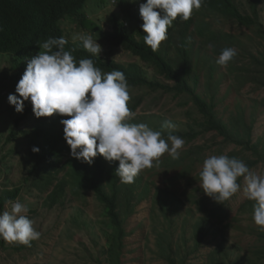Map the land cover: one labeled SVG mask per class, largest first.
<instances>
[{
	"label": "rangeland",
	"instance_id": "rangeland-1",
	"mask_svg": "<svg viewBox=\"0 0 264 264\" xmlns=\"http://www.w3.org/2000/svg\"><path fill=\"white\" fill-rule=\"evenodd\" d=\"M235 4L240 14L252 15L250 0H235ZM256 5L257 15L264 29V0L261 5ZM84 12L90 20L100 26L101 30L109 29L111 15L120 17L119 20L122 22L121 13L112 0H88L84 5ZM214 15L216 14L205 9H194L192 18L195 24L200 22L208 24L212 34L230 36L237 55L227 66L218 65L216 58L220 53H215L212 43L203 44L204 39L196 33V26L192 23L188 31L191 45L189 52L193 68L198 74L197 91L199 94L207 91L214 94L213 100L216 103L214 109L224 121L228 120L231 114L241 113L244 124L248 126L252 143H259L260 149L264 148V87L257 88L249 82L253 76L249 74H255L249 71L254 68L250 62H246L244 67L248 69L247 71L236 70L240 67L238 65L240 60H250L251 56L264 63V42L257 37L255 29L241 27L231 19ZM131 16L134 21H124L127 23L124 28L128 33L137 28L138 23L135 20L139 18L140 27L143 23L139 14L133 12ZM61 28L66 39L71 42L79 41L73 40V37L79 34H91L101 45L102 51L98 56L104 60L109 59L126 66L138 64L149 79L156 76L151 66L145 65L121 48L109 46L90 31L79 30L73 22L65 20L61 23ZM169 34L178 36V32ZM170 53L174 56L176 54L174 50ZM12 61L13 57L0 54V75L5 77L16 72V70L11 71ZM231 63L234 64L233 67ZM211 64L214 65L212 71L209 69ZM238 76L243 79L236 81ZM156 78L162 79L158 75ZM246 80L248 82H245ZM8 82L9 79L6 78L4 86L0 89V194L3 191L19 189L15 201L19 200L27 206L28 212L25 215L41 236L38 240L32 241L30 247L0 239V264H111L107 259L109 243L106 236L113 235L114 232L107 227L105 212L94 198L92 191L74 197L71 195V189L67 188L63 200L49 207L46 203L56 183L47 189L33 187L34 176L31 172L35 161L30 156L33 139L29 137L32 135L28 130L33 127L34 121L30 118L21 120L22 112L17 113L14 106L8 103L9 94H15L14 82L10 81L9 85ZM136 94L143 98L142 105L132 117L136 124L146 123L153 130L160 131L162 123L171 120L176 125L172 133H180L188 131L187 124L192 123L193 119L200 120L187 96L175 98L172 94L151 92L147 89L136 90ZM18 118L20 121L16 124ZM12 130L18 133L7 142ZM23 131H28L30 135L27 137ZM164 134H167V130L163 131L162 136ZM201 134L204 137H197L188 145L184 144L179 150L180 153L194 144L202 146L201 153L205 159L215 154L221 139L213 140L211 133ZM233 149L234 146L231 145L224 149L223 153L226 154ZM69 154L62 153L58 162L56 176L58 182L64 179L67 173L62 167L68 160ZM245 156L251 159L249 153ZM168 158L171 157L165 153L159 158V163L165 164ZM159 163L154 162L153 167L145 168L139 173L143 175L145 181L152 183L150 195L143 194L144 184L141 188H134L130 196L127 195L126 188L121 190L119 197L121 205L118 206V211L122 219L123 237L119 264H230L231 262L245 264L241 259L246 257L250 247L258 242L259 226L247 213H240L242 204L247 200L243 195V177L238 182L241 190L222 206L224 215L221 217H224L229 227L222 229L219 225L223 233L214 235L213 228L207 226L203 236L196 234L193 227L194 221L200 216L198 206L195 202L194 205H190L193 200L208 196L203 192L200 181L196 180L202 165H195L193 172L195 179L191 178L193 182H190L189 187H186L181 180L179 186L174 188L175 197L181 195L184 189L189 197L194 196L192 201L183 203L182 207L178 208H175V204L170 206L171 201L163 203V205L167 204L169 210L168 216L164 217L159 204L155 203L156 198L162 196L161 192L156 191V187L163 191L166 188L164 184L168 182L166 178L175 176V173L181 170V166L166 171L159 166ZM250 170L257 175H264V163L259 162ZM119 182L117 184L121 185ZM134 182L136 183L137 180L135 179ZM41 183H43L42 178ZM197 187L200 188L199 192L195 191ZM208 198L211 201V197ZM8 210L10 205L7 203L0 213ZM223 254H229L228 261L225 262L226 255Z\"/></svg>",
	"mask_w": 264,
	"mask_h": 264
},
{
	"label": "trees",
	"instance_id": "trees-1",
	"mask_svg": "<svg viewBox=\"0 0 264 264\" xmlns=\"http://www.w3.org/2000/svg\"><path fill=\"white\" fill-rule=\"evenodd\" d=\"M88 0H0V54L9 55L13 57L11 71L16 70L14 74L9 76L0 75V89L4 86L5 79L9 82H14L15 86L21 78L26 69V64L32 56L36 55L39 51H43L39 45L50 37H65L61 23L65 20L71 21L75 27L82 31H90L96 37L104 40L109 46L114 48H121L129 52L132 56L137 57L145 65H149L155 70L156 76L149 79L146 72L138 64L123 65L103 59L98 55H93L82 47L80 41L71 42L65 45V50L72 52L77 63L80 59H92L94 65L101 69L102 73H108L112 70H120L124 73L129 85L130 100L127 106L130 111L135 114L138 107L142 105L143 98L136 94V90L147 89L151 92H162L172 94L175 98L177 96H187L192 103L196 114L200 120L193 119L192 123H188V131L180 133H172L184 139L185 145L194 141L201 133H211L212 139H221L219 148L213 155H221L224 149L233 145L234 149L226 153L229 157H236L242 160L251 169L259 162L264 163V148L260 149L259 143H252L250 139L249 129L243 122L241 113L237 115L231 114L230 118L226 121L219 116L214 107L216 103L213 100V93L207 91L206 93L199 94L198 87V74H196L191 63L190 54V37L188 31L194 19L192 15L187 21L181 20L179 17L173 21L172 26L167 31V39L161 42L158 50L152 51L149 46L144 43L143 36L145 33L141 30L139 25V18L135 20L138 23L137 28L128 33L124 28L125 20L134 21L131 16L133 14V4L130 0H112L113 4L116 3L119 9L120 17L111 15L109 19V29L101 30L100 26L90 20L84 12V5ZM102 1V0H100ZM110 1V0H108ZM263 0H250L251 16H245L239 13L235 4V0H204L199 9H205L216 15L226 19L233 20L237 25L245 28L255 29L257 37L264 42V29L260 23L259 16L257 15L256 4L261 5ZM195 24V23H194ZM194 26V25H193ZM196 33L204 39L206 43H212L216 54H219L222 49L232 47V41L228 35L212 34L208 24L202 22L195 24ZM178 28V31H177ZM170 32H178V36L174 37ZM210 35V36H208ZM208 36V37H207ZM174 50L175 56L170 52ZM231 62V61H230ZM246 62H250L254 66L252 70L255 74L251 78L250 83L257 88L264 87V63L251 56L250 60L242 59L238 63L240 67L236 70L240 72L247 71ZM250 65V66H251ZM233 67L234 64L231 63ZM210 71L214 69V65H209ZM208 78V76H205ZM205 78V79H206ZM242 80L240 76L236 77V81ZM8 82V85H9ZM245 82H248L247 80ZM132 91L134 94H132ZM23 118H30L34 121L33 127L28 130L32 136L30 145V156L34 159V167L32 168L34 181L32 184L35 188L47 189L56 183L52 193H50L46 205L49 207L62 201L65 190L71 189L72 196L84 195L87 191H92L94 198L102 206L108 220L107 227L114 232L112 235H107V259L111 264H119V257L122 247V219L120 217L118 206L121 205L120 194L123 188H126L127 195H132L134 188H141L143 186V194L150 195L152 183L144 180L142 174H138L135 178L137 182L131 184H124L119 182L120 179L115 175V169L118 167V161L108 162L102 156L97 155L91 165L78 161L70 156V148L63 138V125L60 123L62 119L70 117L60 116L53 114L50 117L36 118L32 112V106L29 101H25L21 120ZM20 121L18 118L16 124ZM129 123H135L130 119ZM197 129V130H195ZM23 131V134L28 137L30 133ZM18 131L12 130L7 138V142L14 138ZM24 136V137H26ZM167 140V134L163 135ZM194 143V142H193ZM37 147L38 152H33L32 148ZM202 147V146H201ZM200 146H189L188 150L180 153L178 159L168 158L165 164L159 163L160 167L164 170H174L181 166V170L175 173V176L166 178L168 181L165 183V189L162 191L156 187L157 192H161L162 196L156 198L155 203H158L161 209L162 216H168L169 210L167 204L163 203L172 202L170 206L175 204V208L182 207L181 205L192 201L193 197H189L183 189L182 194L174 196V188L179 186L181 180L184 181L186 187H189L195 165H202L205 160L204 155L201 153ZM237 149H240L237 151ZM62 153L69 154L68 160L62 167L67 170L65 178L57 181L58 162L62 157ZM249 153L251 159L245 156ZM244 155V156H243ZM199 165V166H200ZM197 171V168H196ZM199 173H197V181H200ZM43 183H41V178ZM242 178V177H241ZM239 178L237 182L241 179ZM55 179V180H53ZM67 179V180H65ZM195 180V182H196ZM121 185H118V182ZM27 182V180H26ZM19 189L3 191L0 194V211L3 210L7 201H15L18 196ZM200 191V188L195 190ZM175 197V199H174ZM195 204L198 206L200 213L199 218L194 222L196 234L205 235L206 227L213 228L214 235L223 233L222 229H227L229 225L226 223L224 217V209L222 206L226 205V201L222 204L214 201L208 196L197 198L193 200L190 205ZM253 205L254 201L246 200L240 208V213H247L250 219L253 220ZM214 219V220H212ZM258 242L254 244L249 250V254L242 260L245 264H264V231L258 229ZM198 242V241H197ZM240 251V248H239ZM226 255L225 262L228 261ZM217 262H219L217 260ZM222 263V262H221ZM230 264H233L232 262Z\"/></svg>",
	"mask_w": 264,
	"mask_h": 264
},
{
	"label": "clouds",
	"instance_id": "clouds-1",
	"mask_svg": "<svg viewBox=\"0 0 264 264\" xmlns=\"http://www.w3.org/2000/svg\"><path fill=\"white\" fill-rule=\"evenodd\" d=\"M134 14H139L145 33L144 43L152 51L158 50L167 39V30L178 17L187 21L193 10L199 9L204 0H130ZM114 3V1H112ZM127 23L124 24V27ZM93 55H99L102 47L91 34L73 37ZM64 37H50L42 42L39 51L27 61L26 69L15 86V94H9L8 103L17 113L23 111L29 101L36 118L53 114L70 117L62 119L63 138L70 148V156L91 165L97 155L106 161H118L115 175L121 183L131 184L145 168L167 153L178 159L185 141L172 134L176 125L165 120L156 131L146 123H129L133 113L127 106L130 100L129 85L124 73L112 70L102 73L92 59L75 60ZM237 55L233 47L221 50L216 63L227 66ZM18 94V95H17ZM167 130V140L162 133ZM38 152L37 147L32 148ZM203 192L222 204L241 190L237 182L243 177V195L254 201L253 221L264 231V175H257L236 157L226 154L211 155L203 163L199 173ZM10 210L0 213V239L31 246L41 233L34 229L25 215L26 205L19 200L7 201Z\"/></svg>",
	"mask_w": 264,
	"mask_h": 264
}]
</instances>
